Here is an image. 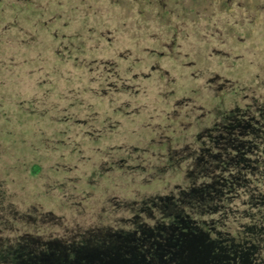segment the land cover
<instances>
[{
  "label": "rangeland",
  "instance_id": "1",
  "mask_svg": "<svg viewBox=\"0 0 264 264\" xmlns=\"http://www.w3.org/2000/svg\"><path fill=\"white\" fill-rule=\"evenodd\" d=\"M257 3L251 12H185L170 23L177 31L130 15L105 24L103 3L94 6L97 23L86 6L77 15L89 16L81 53L63 44L76 62L61 50L55 59L46 35L37 39L40 52L24 56L16 32L3 35L0 264H62L158 235L182 210L177 202L208 135L228 113L264 109V0ZM250 14L251 24L223 27ZM115 24L117 32L106 31ZM169 37L175 45L163 47ZM148 47L167 58L156 62ZM31 57L37 65L25 64ZM103 61L113 62L110 72ZM244 199L232 204L237 220ZM260 243L264 261V231Z\"/></svg>",
  "mask_w": 264,
  "mask_h": 264
},
{
  "label": "trees",
  "instance_id": "2",
  "mask_svg": "<svg viewBox=\"0 0 264 264\" xmlns=\"http://www.w3.org/2000/svg\"><path fill=\"white\" fill-rule=\"evenodd\" d=\"M8 1L0 0V49L2 44H6L3 35L13 31L16 32L13 37L24 48L17 51L20 55L31 54L34 50L40 52L37 39L39 36L45 39L43 35H46L54 49L55 59L59 58L61 51H65V56L75 62L78 57L72 58L73 52L66 50L67 45L63 44L66 40L69 46L79 48L77 53H81L84 47L79 41L84 29L81 23L88 22L89 16L84 13V18L77 19L79 9L91 10L93 21L99 23L98 9L94 6L103 3L107 4L104 8L108 9L109 15V21L105 24L121 25L123 17L130 15L139 22L155 23L174 31L178 30L177 26H169L176 17L180 18L188 11L196 13L200 7L205 9L213 6L214 10H218L215 12L218 16L221 11L228 12L240 6L247 12L259 9L258 0ZM6 2L9 16L4 11ZM242 19L244 23L239 21L237 25L229 21H223L222 24L230 30L254 21L252 14ZM75 24H80V28L78 25V29L73 31L72 25ZM118 24L105 29L117 32ZM169 38L162 42L163 47L169 45V41L175 45L176 38ZM75 41L76 46H73ZM148 49L149 56H154L158 63L167 58L164 51ZM122 53L118 51V59H126ZM64 54L60 55L61 59ZM32 62L37 65L38 59L31 57L25 64ZM107 65L113 67V62H102L103 71L110 72L111 67L105 69ZM216 129L213 135H208L201 155L193 161L194 173L189 178V188L183 190L177 202L182 210L168 216L169 223L158 231L157 236L150 239L141 236L142 241L137 239L134 245L130 242L107 253L72 256L62 264H264L258 256L264 231V109L259 110L257 115L228 113L227 119ZM37 169V166L33 167V171ZM242 195L246 197L242 201L245 207L238 215L240 220H237V210L232 208V204ZM207 215L212 219L204 221L203 217ZM245 218L248 221L240 229L238 222Z\"/></svg>",
  "mask_w": 264,
  "mask_h": 264
}]
</instances>
